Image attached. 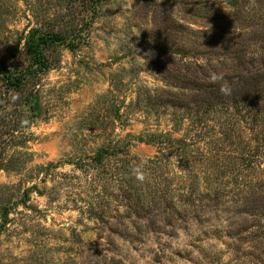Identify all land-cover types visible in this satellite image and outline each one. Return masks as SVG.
Here are the masks:
<instances>
[{"label":"rangeland","instance_id":"1","mask_svg":"<svg viewBox=\"0 0 264 264\" xmlns=\"http://www.w3.org/2000/svg\"><path fill=\"white\" fill-rule=\"evenodd\" d=\"M4 68L0 264H264V0H0Z\"/></svg>","mask_w":264,"mask_h":264},{"label":"trees","instance_id":"2","mask_svg":"<svg viewBox=\"0 0 264 264\" xmlns=\"http://www.w3.org/2000/svg\"><path fill=\"white\" fill-rule=\"evenodd\" d=\"M60 35L56 33H40L38 30H34L32 33L29 34V36L26 38V51L29 53L31 59L33 60L34 64L38 65L39 69H36V71H33L34 74L40 70V68H46L47 64L45 62V57L43 56V48L48 45V43L53 42V41H61ZM29 74L30 70L28 69ZM11 73L8 71V69L4 68L3 70L0 71L1 75H3V78L5 82L7 83L8 86L12 88H19L23 80L25 79L27 75L26 71H21ZM109 154V151H99L95 155V162L101 163L103 160L104 156L107 157Z\"/></svg>","mask_w":264,"mask_h":264},{"label":"water","instance_id":"3","mask_svg":"<svg viewBox=\"0 0 264 264\" xmlns=\"http://www.w3.org/2000/svg\"><path fill=\"white\" fill-rule=\"evenodd\" d=\"M34 109H35L36 111H38V109H39V105H38L37 102L34 104Z\"/></svg>","mask_w":264,"mask_h":264}]
</instances>
